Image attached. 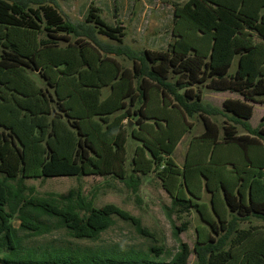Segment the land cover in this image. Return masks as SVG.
<instances>
[{
	"label": "trees",
	"instance_id": "1",
	"mask_svg": "<svg viewBox=\"0 0 264 264\" xmlns=\"http://www.w3.org/2000/svg\"><path fill=\"white\" fill-rule=\"evenodd\" d=\"M7 27L31 33L8 32ZM0 28L5 30L0 32V39H5L0 55V263L187 264L194 253L195 264H264V229L236 227L237 222L251 217L264 221V117L256 128L248 123L253 104L264 103V0H188L183 6L176 5L174 39L164 51L125 46L123 27L119 23L109 26L93 5L82 22L73 23L52 0H0ZM13 33L25 35L31 42L25 44ZM36 33L38 39L33 42ZM45 51L67 54L52 59L44 56ZM77 51H88L99 65H110L114 70L110 82L102 87L84 84L82 69L91 65L83 60L80 67L72 68L70 57ZM235 58L237 69L230 74ZM123 61L130 62L131 68ZM26 71L37 72L44 86H38ZM60 78L68 90L75 87L71 82L79 81V87L101 88L97 91L100 103H108L113 83L125 82V91L110 114L82 101L86 124L96 144L110 155V167L96 162L101 154L94 157V146L80 117L70 113L69 96L60 94ZM107 87L110 92L102 99L101 91ZM202 89L234 93L242 100H225L219 112L202 102ZM150 90L178 113L185 131L191 129L188 120L195 116L204 127L201 135L192 138L181 169L183 180L170 206L171 212L198 215L201 224L196 228L193 250L179 242L170 260L163 261L159 257L169 253L157 245L147 251L23 247L18 231L38 237L63 229L73 239L96 241L114 225V218L153 239L139 218L114 204L98 208L80 190L38 196L33 187L25 185L28 178L103 175L99 172L102 167L112 171L117 159L110 147L122 139L120 121L127 118L135 127H142ZM115 113L118 115L109 122ZM220 113L229 115L233 124L219 127L210 120L209 116ZM94 115L101 121L93 120ZM100 122L107 127L103 129ZM235 125L244 133L238 134ZM112 126L114 132L103 142L100 135ZM134 162L119 180L136 193L140 179ZM204 193L208 203L203 201ZM12 220L19 221L18 229ZM186 227V223L174 227V236L178 238Z\"/></svg>",
	"mask_w": 264,
	"mask_h": 264
},
{
	"label": "rangeland",
	"instance_id": "2",
	"mask_svg": "<svg viewBox=\"0 0 264 264\" xmlns=\"http://www.w3.org/2000/svg\"><path fill=\"white\" fill-rule=\"evenodd\" d=\"M54 5L58 8L60 13L70 22L77 23L84 20L83 17L79 19L82 12V6L84 0H73L76 3L79 13L67 14L64 13V6L66 5L62 0H52ZM71 1V0H70ZM96 2L99 0H95ZM104 2L101 7L100 16L109 24L114 22L115 14L121 15L123 8L121 7L119 0H114L112 7L106 5ZM100 4V3H99ZM29 6L35 7V5L29 2ZM63 9V10H62ZM117 10V12L115 11ZM132 18V17H131ZM153 19V16L149 18V21ZM123 21V19H121ZM133 21V19H132ZM132 21L126 19L124 24L129 26ZM152 29L153 26L151 27ZM4 28H0V32H4ZM7 31L21 32L30 36L31 31L7 27ZM127 34L129 30H126ZM12 35V34H10ZM15 38H20L25 44L31 42L25 35L13 33ZM32 41L38 39V34L32 35ZM1 37V36H0ZM130 37V38H128ZM123 39L124 45L134 50H143L144 45L142 43L134 42L131 39V35ZM100 40L107 43H113L103 36H98ZM5 40L0 39V55L2 50L5 49L2 43ZM150 40L144 41L145 45H149ZM67 53L62 51H45L44 56L52 59L61 58L66 56ZM72 68L81 66L83 60L89 61L88 64L91 67L85 66L82 69L81 78L84 80V84L90 86L102 87L110 82L113 78L114 70L110 65H99L97 60L88 51H81L74 53L71 57ZM122 58H119L120 61ZM234 61L232 69L235 68ZM123 64L128 68H131L132 64L128 61H123ZM93 72V74L91 73ZM26 74L30 76L38 86H44L45 81L40 80L37 72L31 73L26 71ZM64 79L60 78L58 84L60 86V94L68 95L67 106L73 111L72 115H78L80 125L82 129L88 132L87 136L89 141L94 146V157L101 154L100 158L96 159L98 163L101 161V165L110 167L112 161L110 155L100 148L96 144L94 135L91 134L86 121L84 107L82 101H85L94 110L101 111L100 113L113 112L117 104L123 95L126 85L123 81H117L113 83V89L109 97L108 103H100L98 100V90L93 87H79L75 82L71 84L74 89L68 90L63 86ZM52 91V90H50ZM53 92V91H52ZM110 92V88H104L101 91V98L103 99L107 93ZM203 99L202 102L205 105H209L211 108L217 111H222V103L225 99H241L237 94L230 93H211L206 90H202ZM146 121L142 127H135V124L131 122L130 127L128 123L130 120L123 118L120 121V129L123 133L121 141L117 143L112 142L110 147L112 155L117 160L115 167L112 171H106L104 168H99V172L103 175H86L81 178L75 177H58V178H28L25 180V185L33 187L35 193L38 196L66 195L70 190H80L89 199L93 200L94 206L102 207L105 204H114L121 209L129 212L134 217L140 219L143 227L147 228L152 234L153 239L140 236L133 226L129 223L114 218V225L108 230L103 232L99 239L96 241L88 240H76L71 238L67 232L63 229L53 230L51 233L38 236V237H26V233L18 231V235L22 237V245L29 249H42L47 247H68V248H90V249H120V250H141L147 251L151 245H157L163 247L169 255H161L159 258L163 261H169L171 256L177 251L178 243H186L191 250L196 242V228L201 224L198 215L191 211L189 213L178 214L171 212V199L177 189L181 180H183V173L179 168L185 164L188 155V148L191 144L192 138L201 135L204 131L202 121L199 117L188 120L191 124V129L185 131V126L178 113L170 108V106L163 101L160 95L155 90H150L148 93V103L146 106ZM118 113L109 117L111 122ZM229 115L220 113L217 115L209 116L210 120L216 123L219 127L233 124L228 119ZM264 117V103L254 105V113L249 120V125L252 128L258 127ZM93 120H99L97 115H94ZM101 126L107 127V123L100 122ZM238 134H243L244 130L240 125H235ZM114 132V127H110L105 133L100 135L101 140L105 141V138L111 137ZM220 135L222 131L220 130ZM179 143V144H177ZM178 146H177V145ZM120 146V147H119ZM119 148L121 152H119ZM119 152V153H118ZM154 153V155L152 154ZM191 154H193L191 152ZM119 157V158H117ZM135 159V162H134ZM134 162L133 169L136 176L140 179L139 190L133 193L131 189L127 188L121 179L126 169H129V163ZM168 163V166L166 164ZM116 175L115 176H113ZM203 187L205 185V179L202 178ZM205 189V187H204ZM209 196L207 193L203 194V201L208 203ZM186 223V230L178 232V238L173 234L174 227L181 228ZM14 228L18 229L19 221L12 220ZM237 229H249L257 227V229H264V221L256 218H250L241 222H237ZM235 235L231 237L234 238ZM1 257V256H0ZM196 257L192 253L188 259L187 264H195ZM2 264V263H0Z\"/></svg>",
	"mask_w": 264,
	"mask_h": 264
},
{
	"label": "crops",
	"instance_id": "3",
	"mask_svg": "<svg viewBox=\"0 0 264 264\" xmlns=\"http://www.w3.org/2000/svg\"><path fill=\"white\" fill-rule=\"evenodd\" d=\"M62 1L66 4L64 6V10H65L64 13L70 14V12L74 13L75 11L79 13V10L77 8L79 6H77L76 3H73L72 2L73 0L71 1L62 0ZM113 1L114 0H99L96 2L95 0H84L83 1L84 4L82 6V12L80 14L79 19H81V17L84 18L86 16L87 11L91 5L98 8L100 14V12L102 11L101 7L103 3L107 2L106 5L112 7ZM187 1L188 0H119V3L123 8V12L121 15L116 13L113 19L114 22L109 23L108 25L115 26L116 24L119 23L124 29L123 32L125 34V37L127 38L128 34H130L131 39L134 40V42L142 43L144 45L145 50L164 51L167 49L169 43L172 42L174 39L172 35L174 7L176 5L183 6ZM115 11L117 12V10ZM151 16H153V19L149 21V18ZM121 19H123V21L128 19L129 22L132 21L133 19V21L129 26H126ZM152 26L154 29L151 28ZM126 30H129L128 34ZM147 39L148 41L150 40L149 45L144 44V41H147ZM254 39L256 42L261 41L257 37H254ZM234 61H236V63H235V68L232 69L233 73L237 69L238 59L235 58L233 60L231 67L234 64ZM231 67L229 69V73L233 74L231 73ZM221 93H230V92H221ZM230 94H234V93H230ZM202 99H203V95H202ZM231 100H236V99H231ZM239 100H242V98ZM254 105L255 104H253V113H254ZM177 168L181 170V167H177Z\"/></svg>",
	"mask_w": 264,
	"mask_h": 264
},
{
	"label": "water",
	"instance_id": "4",
	"mask_svg": "<svg viewBox=\"0 0 264 264\" xmlns=\"http://www.w3.org/2000/svg\"><path fill=\"white\" fill-rule=\"evenodd\" d=\"M130 125H131V121H129V123H128V126L130 127Z\"/></svg>",
	"mask_w": 264,
	"mask_h": 264
}]
</instances>
